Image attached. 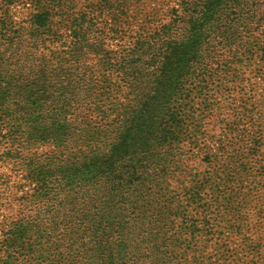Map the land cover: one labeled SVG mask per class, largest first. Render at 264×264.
I'll list each match as a JSON object with an SVG mask.
<instances>
[{
	"label": "trees",
	"instance_id": "16d2710c",
	"mask_svg": "<svg viewBox=\"0 0 264 264\" xmlns=\"http://www.w3.org/2000/svg\"><path fill=\"white\" fill-rule=\"evenodd\" d=\"M107 1L85 0L75 15L80 0H0V161L12 180L1 172L0 192H14L0 264H203L188 237L206 222L211 178L188 169L181 145L203 134L197 110L211 108L210 85L242 68L264 81V0H178L151 35L77 68L105 30L87 17L121 27ZM21 3L28 14L16 21ZM242 162L228 160L216 186ZM215 246V264H227L225 243ZM239 246L250 264L263 250Z\"/></svg>",
	"mask_w": 264,
	"mask_h": 264
},
{
	"label": "rangeland",
	"instance_id": "374dc122",
	"mask_svg": "<svg viewBox=\"0 0 264 264\" xmlns=\"http://www.w3.org/2000/svg\"><path fill=\"white\" fill-rule=\"evenodd\" d=\"M94 1L99 3L101 0ZM123 2L128 5L120 6ZM176 2L178 0L107 1V6L112 5L115 12L122 17L121 27L116 32L110 18L101 15L87 17L90 22L103 26L105 30L94 32V37L90 38V41L97 43L94 48L97 56L91 55L92 48L88 47L86 51L81 48V57L74 62L75 65L77 68L83 67V70L85 66L95 68L98 57L103 53L121 50L123 46L130 45L138 34L151 35L158 24L168 22L167 14L163 11L174 6ZM85 5V0H80L75 7V15L80 10H85ZM118 7L122 8V13L116 9ZM28 10V5L23 3L14 5L11 9L13 19L18 21L27 17ZM251 70L253 68H242L241 76L236 79L229 78L223 86L210 85L211 108L203 113L197 110L200 119L197 124H200L203 134L198 142L188 140L181 145L188 169L211 178V184L207 185L205 191L203 211H199L201 220L206 222L204 226L199 224L193 238L188 237L203 264L216 263V243H225L227 264H238V259L244 264H250V256L240 251V240L260 241L263 250L261 254L255 255L253 263L264 264V109L260 106L261 97L264 96V81ZM238 86L241 90H238ZM228 89H233V92L228 93ZM243 100H247L249 111L241 107L240 102ZM215 104L217 109L213 108ZM8 146V143L0 142V155ZM51 149L50 145H43L38 151ZM210 155L211 163L204 157ZM234 158L238 162L243 161L245 164L240 167L246 170L241 171L238 168L240 171L237 170L229 179L223 178V173L220 174V186L217 187L215 176L220 171L227 173V161ZM1 163L0 161V173L6 174L12 183L9 166ZM175 185L172 181L171 186ZM231 191V203L226 206L220 200ZM13 196L14 192L9 188L1 190L0 218L14 213L13 205H9Z\"/></svg>",
	"mask_w": 264,
	"mask_h": 264
}]
</instances>
